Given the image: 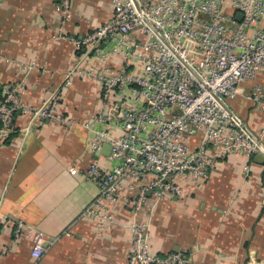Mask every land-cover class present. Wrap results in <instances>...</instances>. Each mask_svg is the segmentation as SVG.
I'll list each match as a JSON object with an SVG mask.
<instances>
[{
	"label": "built area",
	"instance_id": "obj_1",
	"mask_svg": "<svg viewBox=\"0 0 264 264\" xmlns=\"http://www.w3.org/2000/svg\"><path fill=\"white\" fill-rule=\"evenodd\" d=\"M138 3L140 13L132 0H112L113 14L107 22L80 38L66 36L84 48L86 57L94 58L96 67L77 65L69 70L41 104L22 106L24 76L6 87L0 99V147L15 131L18 110L28 115L26 131L43 118L66 127L79 124L91 133L90 152L99 153L109 144L107 158L114 163L106 170L93 161L85 170L97 182L98 192L78 218L92 220L103 230L116 222L119 207L129 208L133 216L147 209L146 220L126 224L131 236L127 264H187L183 251L151 252L150 214L162 197L182 194V181L206 180L209 171L231 154L251 160L261 152L217 98L226 104L239 94L240 83L264 76V0ZM57 10L63 32L71 17L70 0H59ZM137 35L141 41H136ZM104 43L121 59L117 68L108 66ZM0 58L18 75L37 68L35 62L10 59L1 51ZM132 61L140 66L129 71ZM74 76L95 80L100 88L99 109L82 122L59 110L62 88ZM248 97L264 111L263 84H254ZM69 170L76 172L75 167ZM243 170L248 173L249 164ZM6 219L0 198V222ZM23 238L31 241V264H40L48 238L21 219L13 221L12 236L0 256Z\"/></svg>",
	"mask_w": 264,
	"mask_h": 264
},
{
	"label": "crops",
	"instance_id": "obj_2",
	"mask_svg": "<svg viewBox=\"0 0 264 264\" xmlns=\"http://www.w3.org/2000/svg\"><path fill=\"white\" fill-rule=\"evenodd\" d=\"M58 2L0 0V51L10 59L37 64L28 74L18 75L0 58V99L6 87L24 76L21 104L37 106L75 66L96 67L94 58L86 57L84 48L66 36L80 38L107 22L113 14L112 0H70L71 17L63 32ZM103 48L108 66L117 68L121 59L105 43ZM136 66L140 64L132 61L127 70ZM254 84L264 85V76L240 83L239 94L226 104L264 145V111L248 97ZM99 96L95 80L74 76L62 88L59 110L82 122L99 109ZM27 123L28 115L18 110L15 131L0 147L1 210L7 216L0 222V249L10 241L13 221L21 219L48 238L40 264H127L131 236L126 224L146 220L147 209L133 216L129 208L119 207L116 222L103 230L92 220L78 218L98 192L97 182L85 170L93 161L106 170L114 162L102 153L103 147L99 153L90 152L91 133L79 124L66 127L43 118L26 131ZM118 132L116 128L115 135ZM246 163L248 173L243 170ZM181 185L180 196L162 197L150 214L152 253L180 250L187 264H264V160L231 154L209 171L206 180ZM30 249L31 241L20 239L0 256V264H31Z\"/></svg>",
	"mask_w": 264,
	"mask_h": 264
},
{
	"label": "water",
	"instance_id": "obj_3",
	"mask_svg": "<svg viewBox=\"0 0 264 264\" xmlns=\"http://www.w3.org/2000/svg\"><path fill=\"white\" fill-rule=\"evenodd\" d=\"M136 10L140 13L141 12V8L140 5L138 3V0H132ZM141 18L143 19V21L151 28V30L160 38L161 36L159 35V33L157 32V30H155V28L153 27L152 24H150V22H148L146 20V18L144 16H141ZM241 16L238 15L237 19L240 20ZM163 40V39H162ZM217 98V97H216ZM219 100V102L221 103V105L223 106V108L228 112V114L238 123V125L242 128V130H244V132L251 138V140H253V142H255L258 147L260 148L261 152L255 155V160L257 162H263L264 160V145L260 142V140L258 139V137L253 134L244 123L241 122V120L235 115L233 114V112L228 108V106L223 103L219 98H217ZM104 150L102 151V153L108 154L109 153V144H104L103 146Z\"/></svg>",
	"mask_w": 264,
	"mask_h": 264
},
{
	"label": "rangeland",
	"instance_id": "obj_4",
	"mask_svg": "<svg viewBox=\"0 0 264 264\" xmlns=\"http://www.w3.org/2000/svg\"><path fill=\"white\" fill-rule=\"evenodd\" d=\"M258 75H259V74H258ZM258 75H257V76H258ZM257 76H255V78H254V79H252V80H247V81H244L243 83H245V82H253V81H255V80H256ZM226 102H227V100H226Z\"/></svg>",
	"mask_w": 264,
	"mask_h": 264
}]
</instances>
